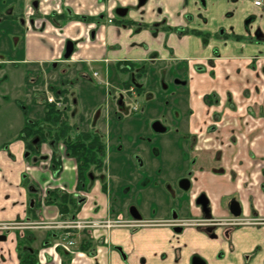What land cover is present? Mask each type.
<instances>
[{
    "label": "crops",
    "instance_id": "0c3cea01",
    "mask_svg": "<svg viewBox=\"0 0 264 264\" xmlns=\"http://www.w3.org/2000/svg\"><path fill=\"white\" fill-rule=\"evenodd\" d=\"M118 8L128 9L120 20ZM69 42L73 52L65 59ZM4 63L25 66L21 90L33 120L45 115L37 95L66 80L63 88L76 92L72 122L85 132L100 123L91 118L100 93L90 81L120 103L133 75L146 69L136 78L137 99L124 94L121 105L151 98L143 130L131 136L137 143L152 139L153 148L166 143L168 154L146 157L132 148L124 158L107 143L108 189L97 179L84 191L63 145L60 170H54L53 143L30 153L19 137L23 121L3 125L0 226L14 227L0 230L7 237L0 264H21L20 241L36 252L38 264H264V6L254 0H0V87L11 78ZM27 76L34 82L27 84ZM108 100L105 114L116 116ZM156 122L165 132L153 129ZM158 181H170L173 193ZM50 190L84 199L75 220L45 203ZM202 193L218 223L214 235L201 228L196 199ZM233 203L240 216L231 215ZM132 205L145 226L99 227L133 223ZM76 223L94 227L67 228Z\"/></svg>",
    "mask_w": 264,
    "mask_h": 264
},
{
    "label": "trees",
    "instance_id": "16d2710c",
    "mask_svg": "<svg viewBox=\"0 0 264 264\" xmlns=\"http://www.w3.org/2000/svg\"><path fill=\"white\" fill-rule=\"evenodd\" d=\"M82 20L86 18H81ZM186 33L187 30H181ZM146 69L140 70L136 74V78L144 76ZM26 77V83L31 84L34 81ZM135 78V77H134ZM134 81H137L134 79ZM68 83L62 80L61 86L51 85L49 90L57 97L64 98L66 107L60 109L54 103L47 101L46 93L37 95V102L44 106L45 115L40 120H33L28 116V110L24 107L26 115V123L20 134L30 153L38 155L39 148L43 144H52V167L54 170H60L61 154L59 146L63 145L65 153L68 157L73 158L77 164L78 188L88 191L91 184L100 179L103 184V190L107 191V143L103 135L96 129L90 131H78L76 124L72 122L76 108L77 99L71 97V92L64 89ZM138 91L141 88L137 86V82L129 81L127 87L135 85ZM71 94V95H70ZM40 98V99H39ZM39 138V142L34 144L33 141ZM81 199L70 193L59 190H50L45 199L46 204H53L59 208L61 215L65 218L75 220L83 207L80 203ZM20 258L21 264H38L36 252L29 251L22 241H20Z\"/></svg>",
    "mask_w": 264,
    "mask_h": 264
},
{
    "label": "rangeland",
    "instance_id": "374dc122",
    "mask_svg": "<svg viewBox=\"0 0 264 264\" xmlns=\"http://www.w3.org/2000/svg\"><path fill=\"white\" fill-rule=\"evenodd\" d=\"M264 3V0H262ZM116 19L120 20L121 17H119L116 14ZM2 68L5 71V74L9 77H11L9 80L2 81V85L0 87V128L3 125H9L19 127L18 121L21 119L25 125L26 121V115L23 110L25 107V104L23 102H26L27 97L24 96V93L22 92V83H24L23 77L25 76V66H21L20 69H16L15 66L3 64ZM141 69H139L140 71ZM91 85L94 86V88L99 91L100 93V99L99 104L96 108V110L91 112V118L92 122H100V126H97L96 129H103L104 130V139L107 140V143L112 144V153L115 151V155H122V157L125 158V154L130 149L135 150L138 152V154L144 155L147 157V155L150 153L152 156H157L158 154L161 156H164V154H168V146L166 143L161 144L160 146L153 148L149 144L152 139L150 138H142L140 143H137L134 136H131L136 131H141L144 128L145 122L143 116H144V109L145 106L148 105L149 101H152L151 98H144V102H137L133 101L130 103L129 101L125 102L124 105H120L118 102V96H111L109 98V93L106 92V89L103 87L100 88L99 85L95 82H91ZM163 86H166L165 83H162ZM50 91V90H49ZM71 92V91H70ZM107 93V96H106ZM43 93H39L38 95H42ZM71 95V94H70ZM76 92H72L71 97H75ZM107 97V98H106ZM109 99V100H108ZM107 100L108 103L112 102L114 103L113 106H116V116H107L105 113L107 111ZM147 102V103H146ZM136 106H139L140 110L138 112H134L133 108ZM96 107V106H95ZM151 115H153L152 110L150 109ZM149 114V112H148ZM96 124V123H93ZM151 122L147 121V125L145 126L146 130H151ZM147 143V146L145 145ZM116 159H113L111 164V177L113 178V182L119 181V175L116 172ZM151 180H155V178H151ZM157 187H160L162 190L169 191L170 194H172V183L170 181L168 182H160L158 181ZM159 189V190H160ZM143 203V198H140ZM136 206V205H135Z\"/></svg>",
    "mask_w": 264,
    "mask_h": 264
},
{
    "label": "flooded vegetation",
    "instance_id": "af4514ba",
    "mask_svg": "<svg viewBox=\"0 0 264 264\" xmlns=\"http://www.w3.org/2000/svg\"><path fill=\"white\" fill-rule=\"evenodd\" d=\"M256 0H254V2H255ZM261 1V6H264V3H263V1L262 0H260ZM260 7V6H259ZM119 9V8H118ZM127 9V8H126ZM182 30H185V29H182ZM181 32V31H180ZM182 33V32H181ZM136 74H134L133 75V78H132V82H134V83H136L137 81H134V79L136 80V76H135ZM95 76H97V74H95ZM135 77V78H134ZM179 83H182V81H179V80H177ZM177 81H176V83H177ZM102 84L105 82V81H100ZM178 83V84H179ZM106 85V84H105ZM137 86L139 87V85H138V82H137ZM127 87V86H126ZM165 88H166V86H164ZM141 91H138L137 90V87H136V84L135 85H131L130 87H127V89L125 90V93L124 94H127V95H129L130 93L132 94V96H133V98H135V99H137V97H138V94L140 93ZM124 94H122V97H121V101H120V105L123 103V95ZM66 107V103L64 102V106H63V108H65ZM63 108H60V109H63ZM140 110V108H138V107H136V108H134L133 109V111L134 112H138ZM156 123H159V122H156ZM156 123H153V129L155 130V131H157L156 129H157V125L155 126V124ZM160 124V123H159ZM162 128H164V127H162ZM166 130V129H165ZM157 132H159V131H157ZM163 132H165V131H163ZM107 143V142H106ZM64 147V146H63ZM65 150V149H64ZM107 153H108V146H107ZM108 155V154H107ZM52 156V155H51ZM106 174H107V171H106ZM180 186L181 187H184V188H186V189H188L189 188V186H190V182L189 181H187V180H183V181H181V183H180ZM202 194H205V193H202ZM202 194H200L198 197H197V199L202 195ZM81 195V194H80ZM206 195V194H205ZM207 196V195H206ZM78 198H80V196L78 197ZM81 199V201H80V203H83V205H84V199L83 198H80ZM197 199H196V201H197ZM209 199V198H208ZM132 206H135V205H132ZM131 206V207H132ZM233 206V205H232ZM130 207V208H131ZM136 208H137V206H135ZM199 207V206H198ZM200 209H201V207H199ZM209 208H210V201H209ZM138 209V208H137ZM139 210V209H138ZM210 210H211V208H210ZM234 210V206L233 207H231V215L234 217V215L232 214V211ZM140 212V211H139ZM129 214H130V209H129ZM201 214H202V217H201V221H203L204 222V224L203 225H201L202 227L201 228H203L206 232H207V228L208 227H211V226H214V227H216V229H217V226H218V223H215L216 221H215V219H214V217H213V213H212V210H211V214H212V219L211 220H206L205 218H204V213H202V209H201ZM131 216V215H130ZM174 216H177V218H178V215H177V213L174 211L173 212V219H174V221H177V218L175 219V217ZM132 218V217H131ZM133 219V218H132ZM134 221H133V223H125V224H129V225H137V226H129V227H143V226H145L146 224H142V223H140L142 220H143V218H142V220L141 221H139V220H135V219H133ZM122 223H124V222H122ZM78 224H82V223H78ZM102 224V223H101ZM231 224H233V223H231ZM72 225H77V223L76 224H72ZM85 225H87V224H85ZM99 225V224H98ZM89 227H94L93 225H90ZM99 227H101V226H99ZM119 227H122V226H119ZM177 227H182L183 228V226L181 225V224H174V231H175V228H177ZM67 228H68V226H67ZM84 228H88V227H84ZM102 228H104V227H102ZM68 229H82V228H68ZM216 229L212 232V233H208V234H210V235H214L215 234V231H216ZM176 232V231H175ZM181 232H183V230L181 231ZM181 232H177V233H181ZM230 233V230H226V234L228 235ZM69 237H71V234H69L68 235ZM73 242V241H72ZM196 264H199V262L198 261H196Z\"/></svg>",
    "mask_w": 264,
    "mask_h": 264
},
{
    "label": "water",
    "instance_id": "95a60500",
    "mask_svg": "<svg viewBox=\"0 0 264 264\" xmlns=\"http://www.w3.org/2000/svg\"><path fill=\"white\" fill-rule=\"evenodd\" d=\"M34 5L37 7L38 2L36 1L34 3ZM127 13H128V9H126V8H119V9L116 10V14L119 17H125L127 15ZM72 52H73V43L72 42H69L68 45H67L66 53L64 55L65 59H69L70 56L72 55ZM177 83H179V82L177 81ZM156 125L158 126L157 129H156L157 131H159V132L165 131V128H162V125L161 124L156 123L155 126ZM38 142H39V138H37V139H35L33 141L34 144H37ZM28 155H29V153H27V156ZM31 189H34V188L31 187ZM196 205L199 206V207H201L202 213H204V218L206 220H211L212 219L211 210L209 208V199H208V197L205 194H202L197 199ZM233 206H234V210L232 211V214L234 216H240V214H241V208H240V206L238 204H235V203H233ZM130 215H131V217L133 219L139 220V221H141L142 218H143L142 215H141V213L139 212V210L135 206H132L130 208ZM174 217H175V219L177 218V216H174ZM215 229H216V227H214V226L208 227L207 228V232L208 233H212ZM182 230H183L182 227L181 228L180 227L175 228V231L176 232H181ZM6 240H7V237L5 235H0V242L6 241Z\"/></svg>",
    "mask_w": 264,
    "mask_h": 264
},
{
    "label": "built area",
    "instance_id": "2783aa9c",
    "mask_svg": "<svg viewBox=\"0 0 264 264\" xmlns=\"http://www.w3.org/2000/svg\"><path fill=\"white\" fill-rule=\"evenodd\" d=\"M261 1L256 0L255 5L256 6H261ZM47 101L49 103H54L58 108H63L64 106V98H57L54 94H48L47 95ZM90 225H85V224H77V225H69L68 228H84V227H89ZM99 226L104 227L106 229H110L112 227H119V226H137V225H129L121 222H115V221H106L104 223H100ZM14 226L11 225H2L0 226V230H8L12 229ZM70 245H73L74 243L70 241Z\"/></svg>",
    "mask_w": 264,
    "mask_h": 264
}]
</instances>
